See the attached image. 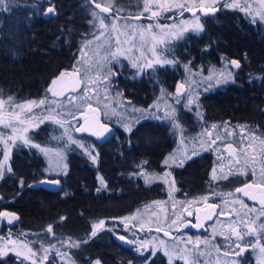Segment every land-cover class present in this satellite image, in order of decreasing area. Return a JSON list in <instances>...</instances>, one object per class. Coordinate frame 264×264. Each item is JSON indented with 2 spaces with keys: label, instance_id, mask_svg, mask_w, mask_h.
I'll return each mask as SVG.
<instances>
[{
  "label": "trees",
  "instance_id": "1",
  "mask_svg": "<svg viewBox=\"0 0 264 264\" xmlns=\"http://www.w3.org/2000/svg\"><path fill=\"white\" fill-rule=\"evenodd\" d=\"M14 1L20 7L26 5V13L21 15L20 7H11L10 10L14 9L13 11L0 13V98L11 97L15 102L39 101L45 96L53 99L46 90L57 74L73 70L85 43V34H88L89 39L92 38L93 28L89 21L93 19L91 11L95 10L92 7L93 1L98 0ZM53 4L56 8L55 14L45 15L47 8ZM28 5L31 6L30 10L27 9ZM222 7L220 5V10L216 13L202 16V32L189 31L182 39L172 42L168 54L178 58L180 65L154 71L153 75L150 74V79L133 74L131 65L124 59H120V63L113 66L118 74L112 77V82L117 84L116 91L122 94L119 96V105H122L117 108L120 115L116 118V136H137L134 141L141 151V137L146 136L145 128L141 127L129 134L124 131L121 121L132 124L134 129L137 119L156 125L148 129L151 142H156L147 150L150 160L159 161L169 154L175 147L174 136L179 132L173 134L166 121H154L152 115L146 117L145 112H133L132 109L137 106L135 109L145 110L160 88L175 94L177 82L186 76L183 65L189 61H192V70L201 75H207L212 68H224L225 63L230 66L233 59L238 60L241 66L239 69L229 67L233 75L227 83H215L206 92L204 89L198 90L203 119L198 118L195 111L188 112L183 105L176 106L185 135L198 136L205 128L209 130L213 125L221 128L227 123L232 127L244 125L246 129L264 136V26L253 24L241 13L225 11ZM29 14L31 19L27 17ZM178 14L175 11L169 12L164 18H178ZM195 89L197 90V86ZM59 100L62 101V98ZM169 101L174 102L171 97ZM67 110L68 108L65 109ZM74 113L78 118L80 114ZM105 119L110 123L113 121ZM58 134L59 130L53 123L41 124L28 133L32 142L46 146H54L58 141L45 136ZM73 136L77 139L75 133ZM162 136L164 147L157 143ZM84 143L93 148L90 140ZM88 160L87 156L69 153V171L66 183L63 182L66 186H62L58 193H48L40 188L28 187L31 180L43 176V160L39 152L21 144L14 147L9 160L13 172L6 173L0 179V211H16L20 220L13 227H9L0 219V232L10 230L18 239H32L33 234L45 237L46 234L42 232L52 225L54 237L57 239L68 237L78 242L88 240L69 251L73 260L80 264H91L96 260H100L101 264H142L145 261V264H168L160 253L149 257V252L143 255L136 253L135 244H122L118 236L129 237L126 231L119 230L112 224L114 219L117 220L130 211L134 212L146 202L166 198L165 186L160 183L145 186L135 175L127 180L119 175L114 177L117 178L118 185L111 188V193L107 190L94 195V172ZM215 163V155L205 151L183 168L168 169L173 172L172 177L176 182L175 200L184 202L205 193H219L221 195L212 196L211 199L220 201L231 193L240 181L239 174L230 176L228 180L213 182L211 176ZM157 165L158 163L155 166ZM108 174L112 175L113 172ZM21 178L24 180L23 187L19 182ZM112 179L113 177L106 180L110 183ZM128 182L132 183L131 186L119 187ZM110 187L111 185L107 188ZM124 200H130L126 205L129 206L120 211L119 204ZM106 202L113 205L108 207L104 205ZM61 217L65 219L61 220ZM110 217L113 219H107ZM102 219H107L104 220V229L96 237L89 239L91 225ZM246 239L255 240L254 237ZM249 252L250 250L245 253L242 264H255ZM19 260L14 255L7 254L0 257V264H19ZM25 264L31 262L26 261ZM43 264L63 263L58 262L57 258H49ZM174 264L182 262L177 260Z\"/></svg>",
  "mask_w": 264,
  "mask_h": 264
},
{
  "label": "snow or ice",
  "instance_id": "2",
  "mask_svg": "<svg viewBox=\"0 0 264 264\" xmlns=\"http://www.w3.org/2000/svg\"><path fill=\"white\" fill-rule=\"evenodd\" d=\"M223 4L224 8H239L242 11H245L246 15L252 16V22H256V17L258 16L261 21H264V0H260L261 9L257 11L255 14L251 11L252 5L248 3V0H232L231 3L228 0H143V9L140 11L139 15L133 16L132 19L139 20L141 17L145 16V14H149L147 18L151 21L153 18L158 19L164 12L172 11L176 9L180 12L182 16L185 11L192 13L191 20H182L180 23H173L167 26L161 25L159 23H148L145 27L144 25L137 24H119L118 21L121 19L119 15L113 18L111 24L107 23V17L101 16L100 13H109L114 9L117 13L121 12L122 9L115 8L114 2L110 0L107 6L101 5V3H95V9H99L100 13L95 10L91 11L92 20L89 21V24L93 28L92 38H88V34H85V45L84 48L81 49L84 52L85 48L96 45V55L99 56V60L94 61L91 64H88L87 61H77V64H87L86 67H77V65L73 66V72L68 73L67 75L73 78V83H71L70 92L73 93L70 97L71 101H77L74 107L79 110L81 105L86 106L87 110L94 113L93 119L91 121L85 119V123L79 124V120L75 113L68 109L65 111V106L58 102L57 97L65 96V90L69 88V84L65 83L62 88L57 91L53 86L57 84V80L65 77L66 73L61 72L60 76L52 81V84L46 90L51 93L53 99H48L47 96L45 98L36 101L29 100L25 101L23 104L16 105V108L20 109V111H16L14 108L11 112L4 113L3 106L5 101L0 98V125L3 126L4 129H11V134H5L4 132H0V142L3 143V159H0V179H3L5 174H12L13 170L8 162L10 160V153L14 147H18L19 143H22L24 146L30 148H37L41 152H43L46 156L49 153L55 152V154L60 157L62 160L64 158V150L67 149L68 145L74 144L77 147L83 149L87 155H89L90 159L95 163L98 159V154L93 155L95 151L94 148L86 145L81 140L76 139L69 133V128L75 127L76 132H90L91 135L99 138H106V135L111 134V129L108 124L102 122V117L99 115L100 109L93 107L92 100L94 96H96L99 92L100 88H103L105 92V96L103 99L107 101L109 93V89L112 83V77L117 75L118 72L114 69L115 64L120 63V57L124 56L125 53L121 51L119 47H112V34L115 33L117 36L116 44L119 45V35H130L133 37V45L128 49V52L139 51L140 57H137L132 61L131 67L133 69H137V73L143 72L144 70L151 69L153 71L157 70V66L159 68H165L168 66L176 67L180 65V61L175 56H170L168 54V50L172 46V42L174 40H180L184 37L186 32H202L203 25L200 23L201 17L197 15V10H199L204 15H208L209 13H216L220 10V5ZM155 5V10H153V6ZM0 9L2 10H10L9 8V0H0ZM56 8L53 4L49 6L45 12V15L55 14ZM121 29L123 31H121ZM98 30V35L96 34ZM138 40V46L137 41ZM150 45V47H149ZM147 49L151 52V57H145L144 50ZM102 51V55L100 54ZM142 58L146 59V62H142ZM131 59V57H129ZM192 61H189L187 64H184L183 67L185 69L186 76L185 78L177 82L175 94L169 93L166 89H161V97L158 98V102L155 105L149 106L150 109L155 108L156 111L154 113H150L153 116L154 121H166L170 124V131L175 134L177 131L180 133L179 143L182 146V150L174 152L170 154L169 157H165L163 160V165H165L168 169L173 167L183 168L189 161H193L194 158L199 157L200 153L196 151L195 145L207 144V148L205 150L215 147V151L221 152L220 146L217 145L218 141H224L227 137L234 136V132L227 131V126H225L226 136H221L217 134L215 138L213 137V133L205 128L204 133H202L199 137L188 138L184 129L180 123L177 105H183V107L188 111H195L198 118L203 119L202 113L200 111V92L192 87V85H199L203 82V80L209 81L208 85L204 88V91H208L212 87L211 81L215 79L216 85L227 83L232 78V72L229 70V67H234L236 69L240 68V62L236 59L230 61L229 64L225 63L223 69L216 74V70L210 69V75L207 77H203L202 80H197L196 77L198 72L193 71L191 68ZM94 74V75H93ZM88 81L89 83H85ZM118 96L122 95L117 93ZM166 97H171L174 103H164L163 107V115H160L161 108L159 106V101L164 100ZM13 100L9 97L8 104L11 106L13 104ZM107 107V105H106ZM119 105H113L111 112L113 116H119L120 113L117 111ZM43 108V111L40 116H36L33 112V109ZM133 112H148L149 110L143 109H132ZM83 116V113H80ZM104 117H108V112H104ZM37 127L39 124H43L45 121H51L52 123L58 125L60 128H64V132L61 133L59 137H54V139L58 140H66V143L63 145V148H48L42 147L41 145L35 144L32 142V138L27 135L29 128L27 124L29 122L35 123ZM72 121H76V126L72 123ZM121 126L124 131L132 134L134 130L138 131L139 128H145L146 142H151V136L148 135V129L156 126L154 124H146L140 119L136 120V127L130 123H124L121 121ZM214 129L217 128L216 125L212 126ZM245 129L242 126V133ZM207 136L208 139L204 140V136ZM253 138H255V133L252 134ZM246 137L241 136V139H245ZM11 142V143H9ZM19 142V143H18ZM191 143L193 147L189 150L187 145ZM261 143H264V138L261 139ZM247 147V146H244ZM223 151L227 152L231 157L234 153L237 154L235 158V165H232L230 161L229 173L228 175L223 174V167L220 168V173H217V169L214 167L212 169L211 180L213 182L218 180H228L230 176L233 175L232 168L238 167L240 168V175L248 174V165L247 162L241 167V161L239 159L240 149L234 146V142L223 143ZM245 160L247 161V153H244ZM253 161H255V156L251 157ZM143 164H147V161L142 162L140 167V171L135 173L134 175L143 177L145 179V183L149 184L154 180L162 179L163 182L168 185L171 189H176V182L174 179L169 181V177L173 176L172 171H165L163 176L161 177L158 173H149L144 170ZM6 165H8L6 167ZM63 168L66 169L67 165L64 164ZM47 171V170H46ZM251 174L253 177L252 183H244L242 187H237L235 189V193H241L243 196L248 197L249 199L258 202L259 208L250 207L247 205L243 199H235L233 200V208H235V204L239 203L242 209H247V211L235 210L230 212L223 211L220 206L215 203H209V200L212 196L221 195L219 193H209L208 195H204L199 199H202L204 202V220H213L214 216H232L236 217L235 220L231 221L228 224L222 226L220 231L213 230V237L219 235L222 236L227 242L223 246V255L227 259L225 260V264H242L243 259L245 258V253L248 250H251L254 254H256L257 264H264V162H261L259 169V177H257V172L255 167L251 169ZM101 179V183L103 185V178ZM259 180L257 183L256 180ZM21 187L24 186L23 178L20 179ZM38 183L40 184H49L52 186L58 185L60 181L58 180H41ZM35 184L28 185L29 188L35 187ZM105 188L106 185H103ZM259 189L261 192L259 200L255 195H251L248 189ZM101 191L100 188H97V192ZM67 195V193H65ZM229 197L233 195V193L227 194ZM171 196V193H170ZM195 199V198H194ZM154 204H159L161 202L155 201ZM180 204L181 208L187 212L188 216H195L196 223H191L190 221H185L181 218L173 219L171 221V225L175 226L178 223L183 224L187 227L189 224L193 228H203L204 224L201 223V208H196V211L193 212L192 201H184L177 202ZM225 205H227L228 201H224ZM147 207V206H146ZM175 215V212L173 213ZM0 219H7L9 224H12L13 221H17L19 217L10 211H0ZM65 219L61 217V220ZM105 221L99 220L96 223L91 225V233L89 239L96 237L98 232L104 229ZM127 227V225H126ZM241 229H247L243 231ZM160 231L161 229L158 227L156 229ZM47 233L54 235L53 226L49 225L47 228ZM111 231V230H110ZM26 235V234H25ZM165 236H169L170 232L165 231ZM246 237H254L255 240L246 239ZM234 238V239H233ZM3 239V238H0ZM118 239L121 241H125L124 236H118ZM177 243L169 245L163 240L159 241V247L163 249L164 255L168 257V264H174V258L177 260H182L183 264H200V257L203 255H208L211 259V253L206 252L201 249L200 245L204 244L206 246L212 247L211 242L208 240L201 241L199 237L196 238L195 241L192 240L191 237L185 243V248L182 250L180 248L181 238L176 237ZM88 240L84 241H72L71 239L67 241H61L62 244H65L69 248H78L81 246V243H87ZM129 243H134L133 241H128ZM14 245L12 248L8 247V241H5L4 247L0 248V256L6 255L9 251H15L16 256L23 257L19 260V264H25L26 261H31V264H43L44 260H48V252L50 250H55L56 255L60 257L63 264H76L75 260H73L69 253L61 252L56 245H49V248H44L43 244H41V251L43 252V256L38 257V252L34 251L29 243L25 241H11ZM19 244L21 250H17L15 245ZM192 244V248H188L187 245ZM148 242H141L140 245L136 248L137 252H140L143 255L142 250H147ZM27 249V253L23 251V249ZM153 254L156 252V248L152 249ZM215 251L219 254L222 251L221 246L216 245ZM95 264H101L100 260H96Z\"/></svg>",
  "mask_w": 264,
  "mask_h": 264
},
{
  "label": "rangeland",
  "instance_id": "3",
  "mask_svg": "<svg viewBox=\"0 0 264 264\" xmlns=\"http://www.w3.org/2000/svg\"><path fill=\"white\" fill-rule=\"evenodd\" d=\"M9 2H10V0H9ZM109 2H110V0H98L97 1V3H101L102 6H107L109 4ZM112 2H114L115 8L122 9V11H129V12H131L130 15H139L140 11L143 9V6H144L143 5V0H112ZM248 3H250L252 5L251 11L254 14L261 9L260 0H259V3L257 5L254 4L252 2V0L248 1ZM153 10H155V5L153 6ZM173 11H175V13H177V14L180 13L176 9H173L172 11H169V12H173ZM169 12H164L163 16L166 15L167 13H169ZM145 15L149 16L150 13L149 14H145ZM197 15H199L202 18V16L200 14H197ZM116 16L117 15L113 16L112 18L107 19L106 22H108L109 25H110L112 20H113V18L116 17ZM192 18H193L192 15L184 16V17H178V18L165 17L163 21L159 22V24L167 26V25H170V24H173V23H177L178 24L182 20H191ZM150 22L153 23V24L158 23V19L153 18ZM118 23L121 24V25L124 24V23L144 25L145 27L148 24V23H143V22L142 23H137L136 21H133L130 18L126 19V18H122V17L118 21ZM200 23H201V19H200ZM121 31H123V30L121 29ZM97 35H98V33H97ZM118 38H119V41H120L119 45L116 44V39H117L116 34L115 33L112 34V37H111L112 47L114 49H115V47H119L121 49V51L125 53V55L121 56L120 59H124L125 61H127L131 65L132 61L135 60L137 57H140V55H141L139 51L128 52V49L131 48L132 45H133V37L130 36V35L121 34V35H119ZM136 42H137V46H138V40ZM84 45H85V43H84ZM84 45L82 46V48H84ZM149 47H150V45H149ZM96 52H97V49H96V45L95 44H93L92 46H90L88 48H85L84 52L80 51V53L78 55V59L76 60V64L75 65H77V67H86L87 66V64H77L78 60L79 61H87L88 64H91L94 61L99 60V56L96 55ZM144 53H145V57H151V52L148 51L147 49L144 50ZM100 54L101 55L103 54L102 51H101ZM129 57H131V59H129ZM142 62H146V59L142 58ZM214 69L216 70V74H218L219 71L221 69H223V68H214ZM65 72H68V71H65ZM210 74H212V73L209 72L207 75H201V74L198 73L196 79L197 80H202L203 77H207ZM85 83H89V82L85 81ZM208 83H209V81L203 80V82L201 84H199V85H195L194 84V85H192V87L195 89L196 86H197V90H200V89H204L205 85L207 86ZM211 83H212V85L215 84V79H213L211 81ZM109 93L110 94L108 95V99H107V101H105L103 99V97L106 94H105L103 88H100L98 94L96 96H94V98L92 100L93 107H98L99 106L101 108V110L103 111V114H104L105 111H107L108 114H109L111 112V109H112L111 107H113L114 101L117 100V97H115L113 99L112 92L110 91V89H109ZM72 95H74V94H70V95L62 98V101H60L58 99V102L60 104L64 105L65 109L66 108L71 109L73 112H76V114L77 113L80 114L81 112L83 113L85 111V109H87L86 106L81 105L79 110H77L74 107V105L77 103V101H71L70 102V97ZM3 100L5 101V104L3 106V112L4 113L11 112L14 108L16 109V111H20V109L16 108V105L23 104L25 102V101H20V102L13 101L14 103L10 106L8 104L9 98L3 99ZM165 102L174 103V102H170L169 101V97H166L164 100H160L159 101V106H160L161 109L164 107V103ZM155 104H157V103H155ZM106 105H107V107H106ZM42 111H43V108L33 109V112L35 113V115L37 117L41 115ZM108 117H109V115H108ZM37 123H38V121H36L35 123L29 122L27 124V127L29 128V131L36 129L37 128V126H36ZM45 123H52V122L51 121H45L43 124H45ZM72 123L74 125H76V121H72ZM40 125L41 124H39V126ZM54 125L59 130V135H61V133L64 132V128H60L56 124H54ZM73 130H74V127L69 128V133L72 136L74 135ZM29 131H28V133H29ZM209 131H211L213 133V137L212 138H215V136L217 134H220L221 136H226L225 126H223L221 128L219 126H217V128H215V129L211 126ZM227 131H232L233 132L232 128L229 127V126H227ZM0 132H4L5 134H11V129H4L3 126L0 125ZM28 133H27V135H28ZM202 133H204V130L201 131L198 134V136H194V137H199ZM234 134H235L234 136H238V140L239 141L242 140L241 138H239V137L242 136V134H243V136H250L245 131L242 133V127L236 128L235 131H234ZM177 136H178V139H179L180 134L178 133ZM207 139H208V137L205 135L204 136V140H207ZM244 140L246 141V144L243 141V142H241L238 145L240 147V149H241L240 153H239L240 161L242 160V158L245 159V155L242 157V154H244L245 152L247 153V157H248L247 161L248 162L249 161H253L251 159V157H253V156H255L256 160H258V158H257L259 156L258 154H262V155L264 154V143H261V139L260 138H253L252 139V138L248 137V138H245ZM256 142H257V144H254ZM9 143H11V142H9ZM61 143H63V144H61ZM61 143L59 145L58 144H54V146L53 145H51V146L41 145V146L42 147L53 148V149H57V148H61L62 149L63 145L66 143V140H62ZM20 144L23 145L22 143H20ZM217 144H218V146L220 145L221 152H217V156H215L216 163H215L214 167L217 169V173L219 174L220 173V168L222 166L223 167V174L224 175H228L229 172H227V170L229 171V167H230V163L229 162L231 161L232 165H235V158H236L237 154L234 153L230 157L228 155V153L226 152L227 156H224V155H222V153H224L222 141H218ZM244 146H247V147H244ZM24 147L30 148V147H27V146H24ZM187 147L190 150L193 147V145L191 143H189L187 145ZM76 148H79V147H77L74 144L68 145L67 149L64 150V158L62 160L60 159V157H58L55 154V152L49 153L46 156L39 149H37V148H33V149H36L39 153H41L44 156V158L46 160V163H47V171L46 172L52 174V173H55L57 170H60L62 168V166L66 163L65 162V154L67 153V150L76 149ZM195 148H196V151H198L201 154V153L206 151L205 149L207 148V144H203V145L197 144V145H195ZM254 148L255 149H260V150H258V152H254ZM0 150H1L0 159H3V143L2 142H0ZM180 150H182V146L179 144V145L175 146V148L169 154H167L165 157H169L170 154H172L174 152H177V151H180ZM10 155H11V153H10ZM219 155L225 157L224 160H223V164L221 163V157ZM258 162H259V160H258ZM8 165H9V162H8ZM8 165H6V167ZM259 169H260V166L257 165V170H256L257 177H259ZM165 171H168V168L166 166H165V169L162 170L158 174H160V176L162 177L163 173ZM232 171L234 173H239L237 170H234L233 168H232ZM154 173H157V172H154ZM248 174H250L252 176L251 172L248 173ZM168 179H169V181H171L173 179V177H169ZM152 182H160L163 186H165V191H166V195H167L166 198L161 199V200H154V201L148 202L147 204L143 205L142 207H140L138 209H135V211L132 214L127 215L125 217H122V218H119V219L113 221V223H112L113 226L115 228L119 229V230L126 231L127 236L129 237V239H131L130 241L134 242L132 244H135V246H136V247H134L135 249L140 245L141 242H144V241L148 242L147 250H142V251H143V254H145L146 252H149V257H152L156 253H160V254H162L165 257V259L168 262V257L164 255L163 249L159 247V241L160 240H163L166 243H168L169 245H172V244L177 243L176 237H180L182 242L180 243L179 246L183 250L185 248V243L184 242H186L189 237H191L193 241H195L196 238L199 237V239L201 241L208 240V241L211 242V245H212V247L206 246L204 244L200 245L201 249L205 250L206 252H210L211 253V259L209 258V256L207 254L201 256L200 257V264H225V260L227 258L224 257V255H223V246L227 242L225 241V239L222 236L217 235V236L213 237V230L215 229L216 231H220L222 229L223 225L228 224L231 221L235 220L236 217L234 215H232V216H219V215H217L214 218V220L212 221V223L208 226V231H207V233L205 235H191V234H188V233L175 234V232L177 231V228L179 226V223L177 225H175V226H172L171 225V221L173 219L181 218V214H182V219H184V220L187 219V218H191L192 216H188L187 212L184 210V208H181L180 204L177 203L179 201L175 200V198H174L175 190L171 189L168 185H166L163 182L162 179L154 180ZM152 182H150V183H152ZM256 182L258 183L259 180L257 179ZM170 193H171V196H170ZM208 194L209 193H205V194H202L200 196L195 197V199L192 198V199L188 200V201H192L191 210L193 212L196 211V208L203 207L204 202H203L202 199H199V198L203 197L204 195H208ZM223 198L224 199L219 201V206H220V208L223 211H225V212H230V211H235V210H241V211H245V212L247 211V209H242L241 205L239 203H236L235 204V208H233V200H235L237 198L241 199L239 196L233 194L231 197L226 195ZM225 200L228 201L227 205H225V203H224ZM155 201H159L161 203L154 204L153 202H155ZM122 202L123 203H121V204H127L128 203V201H125V200L122 201ZM121 204H119V205H121ZM104 205H109L111 207L113 205V203L106 202V203H104ZM247 205H249V204H247ZM249 206L250 207H255V206H252V205H249ZM174 212H175V215L173 214ZM126 225H127V227H126ZM158 227L161 229L160 231L156 230ZM0 230H1V228H0ZM165 231L170 232V235L169 236H165L164 235ZM42 233L46 234V236L44 235L45 237H43V236H40V234H33L32 239H28V238H25V237L24 238L20 237L18 239V238H16L13 235V233H11L8 230L6 232L4 231V233L0 232V238H3V239H0V248L4 247L5 241H8V247L9 248H12L14 246L11 243V241H25V242L29 243V245L32 247V249L34 251L38 252V257L39 256H43V252L41 251V244H43L44 248H49V245H53L54 244V245H56V248H58L61 252H67V253L70 254L69 251L72 248H69L65 244L61 243V241H67L70 238L64 237L62 239H57V237H54V235L48 234L47 231H43ZM129 244H131V243H129ZM216 245H219L222 248V251L219 254H217V252L215 251V246ZM15 247H16L17 250H21L19 244L15 245ZM154 247L156 248L155 254H153V251H152V249ZM187 247L188 248H192L193 245L192 244H188ZM23 251L25 253H27V249L26 248H24ZM136 253L141 254L140 252H137V251H136ZM7 254H12L16 258H18L16 256V254H15V251H9ZM249 254L253 258L254 263L257 264L256 254H254L251 250H250ZM3 256H5V255H3ZM48 256H49V258H57L58 262L63 263L61 261L60 257L56 255L55 250H50L48 252ZM0 257H2V256H0ZM22 258L23 257H19L18 259H22ZM44 261H47V260H44ZM175 261H177V259L174 258V262ZM178 261H181L182 264H183L182 260H178ZM28 262H31V261H28ZM75 262H76V264H80L77 261H75ZM145 263H146V261L143 262L142 264H145ZM91 264H95V261H93Z\"/></svg>",
  "mask_w": 264,
  "mask_h": 264
},
{
  "label": "flooded vegetation",
  "instance_id": "4",
  "mask_svg": "<svg viewBox=\"0 0 264 264\" xmlns=\"http://www.w3.org/2000/svg\"><path fill=\"white\" fill-rule=\"evenodd\" d=\"M248 1H251V0H248ZM228 2L231 3L232 0H228ZM252 2L257 5L259 3V0H252ZM95 3H97V2L93 1L92 7L94 9H95ZM221 6H223L222 3H221ZM11 7L14 8V9H16V7L18 8L20 6L18 4H16L14 0H10V2H9V8L11 9ZM19 9H22V11H19V13L21 15H25L26 11H24V10H26V5L21 6ZM27 9L30 10L31 9V6L28 5L27 6ZM222 9H224L225 11L232 10V11L241 13L247 19V21L252 22L253 17L252 16H249V15H246L245 11H242L239 8L233 9V8H224V7H222ZM13 10H10V11H13ZM95 10H96V12L100 13V10L99 9H95ZM128 12L129 11H122V12L117 13L115 11V9H114L112 12H109V13H100V15L101 16H104V17H107L108 19L109 18H112L115 15H120L122 18H126V19H129L130 18L131 20L136 21L137 23H142V22L143 23H149L150 22V20L147 18V15L141 17V19H139V20H134V19H132V17L133 16H136V15H130L131 12H129V13ZM0 13H3L4 14V13H8V11H5V10L0 9ZM27 17L29 19H31L30 14ZM163 20H164V16L162 14L158 18V23L160 21H163ZM253 24H256L258 26H264V21H261L259 19V17L257 16L256 17V22L253 23ZM159 69H161V68H159V66H157V70L156 71H158ZM132 71H133V74H135L137 76H143V77L147 76V79H150V74L153 75V73H154V71L151 70V69L144 70L143 72H140L139 74H136L137 71H138L137 69H133L132 68ZM116 88H117V84L112 82L111 83V86H110V91L112 92L113 99L115 97H117V100L114 101V104L113 105H119L120 102H121L120 99H119V96L117 95L118 91H116ZM175 88H176V86H175ZM161 89L162 88H160V89L157 90L156 96L153 98V100L149 104L146 105L145 110H149L148 112H145L144 113L146 117H149L151 115L150 113H154L156 111L155 108L150 109L149 106L154 105L155 103L158 102V98H160L161 95H162ZM70 94H73V93H71V92L66 93L65 96L57 97V99L64 98V97H66V96H68ZM49 96L51 97L50 94H49ZM121 105H119V107H121ZM133 106H135V105H133ZM96 108H99L100 109L99 114L102 117V122H104V123H106V124H108V125H110L111 127L114 128V130H115L114 135L111 136L109 139H107L105 142H102V143H98V142L94 141L93 139H91L88 136H77V135L76 136H77V139L78 140H81L82 142H89V140H90L93 143V148L95 149V151L93 152V155L98 154L97 161L95 163H93V161L90 159L89 155H87L85 153V151L83 149H81V148H77V150H72V151L71 150H67V153L65 154V162H66L65 164L67 165L66 174H65V169L63 168V166H62V168L60 170H57L55 173L50 174V173H47L46 172V170H47V163H46V160H45L44 156L41 153H39L41 159L43 160V165L41 167L42 168V174H43V176H39L37 179L31 180L29 182V185H32V184H35L36 185L35 187H32V188H40V189H43L44 191H46L48 193L49 192L52 193L49 188L44 187L43 184H40L38 182L41 181V180H58V181H60V183H59V191H60L61 188H62V186L65 185V184H63V182L66 183L67 173L69 171V166H68V163H67V158L69 156V153H74V152L75 153H78L79 155H82V156H87V158L89 159L88 161L91 162V164H92V165H90V168L94 172V189H93V194L94 195H99L100 193L102 194V192H105L107 190H108V193H111L112 192L111 188L118 185L117 178H114L116 176H119V175L121 177L124 176L125 177V180H127L128 178L132 179L133 178V175L135 173H138L140 171V167H138V166L142 165V162H144V161H147V164H143V168L147 172L151 171L152 173H154V172L160 173L162 170L165 169V166L163 165V160L165 159V157H162L159 161L152 160V159L150 160L149 159V155H148V151L147 150H149V146H152V145L156 144V142H154V143L153 142L148 143V142H146V136H142V143H140V147L142 145L141 151L137 148V146H135V148H132V146H131L132 144L136 145V142L134 141V139L137 136H116L117 130H118L117 124H116V118H117V116H113L112 115V112H110L108 114L109 117H106V118H109V119L113 120L110 123V122H108L105 119L104 114H103V111L101 110V108L99 106L96 107ZM135 108H137V106H135ZM162 109L160 111V115H163V110ZM87 111L88 110L85 109V111L83 112V116L87 113ZM83 116L79 115V117H78L79 124L82 122ZM223 126H229V127H231L232 130H233V132L235 131L236 128L242 127V125H236V126L232 127L231 125H229L227 123L224 124ZM243 128L245 129V132L250 135V136H245L246 138L249 137V138H252L253 139V135H252L253 133H255V138H260V139L264 138V136H259V134H257V132H255L253 130H250V129H246L244 127V125H243ZM59 136L60 135L58 134V136H45V137L48 138V139H52L54 137H59ZM174 137H175V146H177V145L180 144L179 143V139H178V136H174ZM187 137L188 138H193L194 136L188 134ZM239 138H241V137H239ZM57 141L58 142L56 144L59 145L62 140H58L57 139ZM243 141L246 144V141L244 139L241 140V141H239L238 140V136H232V137H227L226 136V139L224 141H222V143L234 142V146H236V147H238L240 149V147L238 145L241 142H243ZM157 143L161 147L162 146L164 147V138H163V136H162V138H160L159 141H157ZM61 144H63V143H61ZM254 144H257V142L254 143ZM215 147L216 146H213V148L206 150V152H211L215 156H217V151H215ZM258 150H260V149H255L254 148V152H258ZM222 155L227 156L226 155V152L222 153ZM258 155L259 156L257 158H258L259 162L256 159H255V161H249L248 162V161H246L245 159L242 158V160H241V167L245 164V162H247V165H248V173L251 172V169L253 167H255V169L257 170V165L260 166L261 165V162H264V154L263 155L262 154H258ZM219 156L221 157V163L223 164V160H224L225 157H223L221 155H219ZM243 156H244V154H242V157ZM156 163H158L157 166H155ZM159 168H162V169L160 171H158ZM233 169L234 170H237L238 172L240 171V168H238V167H233ZM108 172H113V174L112 175H109ZM227 172H229V171L227 170ZM106 173H107V175H105ZM237 174H239V173H234L233 172V175H237ZM135 176H136L137 180L141 181V184H143L145 186H148L149 185V184H146L145 183V179L143 177H140V176H137V175H135ZM238 176L240 178V181H239V183L236 186H234L233 191L231 193L239 196L241 199L244 200V202L246 204H249V205L255 206L256 208H259L258 202H255V201H253L251 199L243 198V195L241 193H235V189L237 187H242L244 183H252L253 182V178H252V176L250 174H247V175H240L239 174ZM64 177H65V181H63V178ZM111 177H113V179H112V181H110V183H108V181L106 179H111ZM100 178H103V185H106L107 187L109 185H111L110 189H108L107 187L105 188L102 185ZM152 183H160V182H152ZM131 184H132L131 182H128V183H125L124 186L119 185V187L120 188H122V187L123 188H126V187L131 186ZM81 186L84 187V185H81ZM97 188H100L101 191L97 192ZM58 192H56V193H58ZM175 193H176V190H175ZM175 193H174V195H175ZM176 196H177V194H176ZM129 201L130 200H128V203H129ZM176 201H178V199ZM179 202H181V201H179ZM212 202H215V203H217L219 205V201H213L210 198L209 203H212ZM121 203H123V202L121 201ZM147 203L148 202L144 203L143 205H145ZM127 204H121V205H119L118 208L120 209V211L121 210H124V209H127V207L129 206V205L126 206ZM108 207H110V206L108 205ZM1 211H9V210H1ZM10 212H14L19 217V219L17 220V223H18V221L20 220L19 213L16 212V211H10ZM132 213H133V211H130L128 213H125L124 215H122L119 218L125 217L127 215L132 214ZM107 219L111 220L113 218L110 217V218H107ZM107 219H102V220H107ZM192 219H193V216L191 218H187L185 220H192ZM114 220H116V219H114ZM13 226H9V227H13ZM207 231H208V227H207ZM119 236H123V235H119ZM124 237L126 238V236H124ZM128 241H130V239L126 238L125 241H121V242H122V244L128 245L129 244Z\"/></svg>",
  "mask_w": 264,
  "mask_h": 264
},
{
  "label": "water",
  "instance_id": "5",
  "mask_svg": "<svg viewBox=\"0 0 264 264\" xmlns=\"http://www.w3.org/2000/svg\"><path fill=\"white\" fill-rule=\"evenodd\" d=\"M197 14H200L201 16H205V15H204L203 13H201L199 10H197ZM209 14H213V13H209ZM209 14H208V15H209ZM189 15H192V13H191V12H187V11H185L184 14H183L182 16L180 15V13L178 14L179 17L189 16ZM72 72H73V71L65 72V73H66L65 77L61 78L60 80H57V84L54 85L53 87H54L57 91H59L65 83H68V84H69V88L65 90V94H66V93H69V92H70L71 83H73L74 81H73V78H72L71 76L67 75V74H68V73H72ZM59 76H60V73L57 74L56 77H55L54 79H56V78L59 77ZM49 94L51 95V93H49ZM94 115H95L94 113H92V112H90V111H87V113L83 116V120H82V122H81L80 124L85 123V119L91 121V120L93 119V116H94ZM99 115H100V114H99ZM77 126H79V125H77ZM109 127H110V129H111V134H110V135H106V138H99V139H98L97 137L91 135L90 132H76V131H75V128H74V133H75L77 136H88V137H90L91 139H93L94 141H96V142H98V143H102V142H105L107 139H109L111 136L114 135V132H115L114 128L111 127L110 125H109ZM43 186L49 188L50 191L53 192V193L57 192L58 189H59V184H58V185H55V186H52V185H49V184H43ZM247 191H249V193H250L251 195H255V196L257 197V200H259L260 195H261V192H260L259 189H255V188H253V189H248ZM258 192H259V193H258ZM243 198H247V199H249L248 197H245V196H243ZM258 204H259V203H258ZM201 209H202V211H201L200 215H201V223L204 224V227H203V228H199V229H197V228H193V227H191L190 224H189L187 227H185L183 224H179L176 233L190 232V233H194V234H205V233L207 232V227H208V225H210V224L212 223V221L214 220V218H213V220H207V221L204 220V218H203V217H204V211H205V210H204V207H201ZM214 217H215V216H214ZM1 220H2L6 225H9V226H13L15 223H17V221H13L12 224H9L8 221H7V219H1ZM185 221H190L191 223H196L195 216H193V219H192V220H185Z\"/></svg>",
  "mask_w": 264,
  "mask_h": 264
},
{
  "label": "bare ground",
  "instance_id": "6",
  "mask_svg": "<svg viewBox=\"0 0 264 264\" xmlns=\"http://www.w3.org/2000/svg\"><path fill=\"white\" fill-rule=\"evenodd\" d=\"M141 138H142V137H141ZM131 146H132V148H135V146H137V145L132 144ZM131 146H130V147H131ZM44 187H45V186H44ZM58 191H59V189H58ZM58 191H57V192H58ZM52 193H53V192H52ZM55 193H56V192H55Z\"/></svg>",
  "mask_w": 264,
  "mask_h": 264
}]
</instances>
